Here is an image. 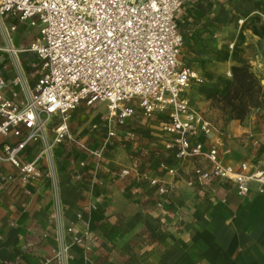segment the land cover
Wrapping results in <instances>:
<instances>
[{"label": "crops", "instance_id": "obj_1", "mask_svg": "<svg viewBox=\"0 0 264 264\" xmlns=\"http://www.w3.org/2000/svg\"><path fill=\"white\" fill-rule=\"evenodd\" d=\"M213 7L205 0H183L175 15L178 26L194 24L184 32L188 49H180V57L202 79L187 91L190 105L216 128L211 136L198 133L191 142H201L205 149L215 143L225 164L246 161L251 167L264 168V0H251L242 10L235 9L238 23L225 14L215 15ZM37 36V27L27 21L0 15V93L4 97L18 101L33 91L40 63L26 49ZM243 64L261 87L260 105L246 104L243 113L237 114L225 95L233 86L231 67ZM84 105L73 111L68 137L52 150L57 211L47 179L21 183L14 167L0 162V264H57L55 235L67 225L82 238L70 248L68 264H264V194L257 192V183L244 195L224 180L187 186L184 178L192 168L208 166L207 162L177 159L173 150L166 163L183 178L160 170L156 158L145 170L144 153L169 151L159 117L146 123L139 120L140 113L116 128L111 144L97 159L89 151L101 144L106 129L91 125L99 123L107 111L93 115ZM127 132L142 137L129 141ZM48 137H53L51 130ZM2 142L0 138V147ZM40 149L39 142L30 143L21 157L31 160ZM134 162L140 174L155 176L172 186L171 192L158 195L133 171L122 177L121 169Z\"/></svg>", "mask_w": 264, "mask_h": 264}, {"label": "built area", "instance_id": "obj_2", "mask_svg": "<svg viewBox=\"0 0 264 264\" xmlns=\"http://www.w3.org/2000/svg\"><path fill=\"white\" fill-rule=\"evenodd\" d=\"M182 2L0 0V15L9 14L37 27L38 36L26 50L33 52L40 63L39 77L31 93L18 101L0 93V162H9L21 183L47 179L56 211L58 178L52 150L68 137L71 112L81 103L106 105L107 112L100 122L91 125L92 129L100 124L106 129L101 144L89 151L97 159L103 157L116 128L140 113L159 117L160 128L169 136L165 148L173 150L177 159L199 158L207 162L208 166L192 168L191 175L184 178L187 186H207L224 180L244 195L257 183V192L264 194V168L251 167L246 161L225 164L215 143L205 149L201 142H191L198 133L211 136L216 128L191 107L187 96L190 86L202 79L180 57L183 36L175 15ZM49 130L53 134L51 139ZM135 136L127 132L125 137L133 141ZM9 137L15 140L7 141ZM37 142L41 144L39 153L31 160L22 159L24 149ZM165 170L171 176L183 178L174 168ZM131 171L136 179H146L160 196L173 188L147 172L140 174L135 162L122 168L120 175L125 177ZM160 205L158 202L157 206ZM55 241L53 258L57 264H68L72 258L70 248L80 244L82 238L67 225L63 232L57 230Z\"/></svg>", "mask_w": 264, "mask_h": 264}, {"label": "rangeland", "instance_id": "obj_3", "mask_svg": "<svg viewBox=\"0 0 264 264\" xmlns=\"http://www.w3.org/2000/svg\"><path fill=\"white\" fill-rule=\"evenodd\" d=\"M203 1V0H202ZM205 1H209L212 3V7L213 5L215 4V8L213 7L212 8V11L214 12L215 15L219 14H225L227 17L230 18L231 21L235 22V23H238V20L239 18L237 19V15L234 13L235 9H236V6H239L240 4L243 6V7H247L248 6V2H240V0H205ZM221 3V4H220ZM220 4V6H219ZM219 6V7H218ZM218 12V13H217ZM240 14V13H239ZM242 14H240L241 16ZM240 23V21H239ZM194 24L190 23L189 24H185V26L183 27L181 24H179V29L182 33V36H183V44L181 46L183 52H186V45L184 44V39H185V34L189 32V29L193 28ZM185 32V34H184ZM192 87V85L190 86ZM80 105H84L83 103H81ZM84 107H87V108H90V111H93V115H97L100 114V113H105L107 110H106V105L105 104H101L99 106H94L93 108L91 106H86L84 105ZM92 108V109H91ZM85 109H81L79 112L81 111H84ZM88 110V109H87ZM73 111L71 112V115H72ZM71 117V116H70ZM153 119H155L154 117H146V116H143L141 115L139 117V120H142V121H146L147 122H152ZM211 122V121H210ZM140 123V126L143 125L142 122H139ZM144 123V122H143ZM125 125V124H124ZM123 125V126H124ZM127 125V124H126ZM132 126H134V123L132 124ZM160 127V126H159ZM119 128V127H117ZM121 128V126H120ZM161 129V128H160ZM162 131V129H161ZM163 132V131H162ZM164 133V132H163ZM165 134V133H164ZM135 139L137 140L138 139V136L139 134H135ZM165 136V143L168 141L169 139V136L168 135H164ZM142 136H139V139L141 138ZM134 141V140H133ZM111 144V142H110ZM109 144V145H110ZM108 145V146H109ZM169 151L168 154H165V151H161V150H158V149H153L152 151H148L146 153H144V159H143V168L146 170L148 169L150 166H149V163L151 161V158H156L157 160H159V169L160 170H165V167H169L166 163V160L168 158H170V149H167ZM149 155V156H148ZM161 165H163L164 167H162ZM166 171V170H165ZM167 173V172H166Z\"/></svg>", "mask_w": 264, "mask_h": 264}, {"label": "trees", "instance_id": "obj_4", "mask_svg": "<svg viewBox=\"0 0 264 264\" xmlns=\"http://www.w3.org/2000/svg\"><path fill=\"white\" fill-rule=\"evenodd\" d=\"M240 2H251V0H240ZM244 7L240 4L236 6V10L240 11ZM231 75L233 80L232 88L226 93L225 99L232 105V110L237 114H241L246 107V104L259 106L261 87L249 71L248 66H232Z\"/></svg>", "mask_w": 264, "mask_h": 264}]
</instances>
